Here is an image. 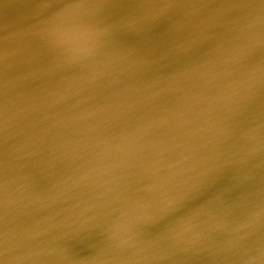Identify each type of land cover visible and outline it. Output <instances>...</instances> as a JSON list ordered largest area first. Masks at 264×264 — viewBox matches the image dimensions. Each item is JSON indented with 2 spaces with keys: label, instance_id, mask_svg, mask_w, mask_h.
Wrapping results in <instances>:
<instances>
[{
  "label": "water",
  "instance_id": "95a60500",
  "mask_svg": "<svg viewBox=\"0 0 264 264\" xmlns=\"http://www.w3.org/2000/svg\"><path fill=\"white\" fill-rule=\"evenodd\" d=\"M74 2L0 0V264H264V111L237 120L229 103L264 71L235 58L264 41V4L179 0L113 42L74 31L98 7ZM222 168L186 216L161 220ZM95 217L113 223L93 244L106 247L69 249Z\"/></svg>",
  "mask_w": 264,
  "mask_h": 264
},
{
  "label": "snow or ice",
  "instance_id": "6c2138e0",
  "mask_svg": "<svg viewBox=\"0 0 264 264\" xmlns=\"http://www.w3.org/2000/svg\"><path fill=\"white\" fill-rule=\"evenodd\" d=\"M98 5L94 13V22L84 29L74 31L87 32L89 36H94L102 30V34L109 40L116 42L122 37L139 38L144 37L153 28L164 22L173 13V9L179 0H156L159 5L155 10H147L152 0H93ZM264 4V0H260ZM72 8H80L81 3L70 0ZM126 5L117 10L114 6ZM261 22L264 25V8L261 10ZM61 45L70 43L69 40L58 41ZM257 53L259 55L257 56ZM176 55H185L183 50H174ZM238 63L249 65L258 62L260 68L264 70V41L254 46L237 49L235 54ZM259 101L262 111H264V71L258 82L249 84L248 90L243 94H237L229 103L236 111L234 117L243 120L248 117L247 105ZM228 176L226 168L218 169L201 183L187 189L179 199L175 201H165L159 206L161 220L178 221L188 214L189 207L203 198L215 185ZM264 184V177L261 178ZM160 220L153 223H159Z\"/></svg>",
  "mask_w": 264,
  "mask_h": 264
},
{
  "label": "bare ground",
  "instance_id": "6f19581e",
  "mask_svg": "<svg viewBox=\"0 0 264 264\" xmlns=\"http://www.w3.org/2000/svg\"><path fill=\"white\" fill-rule=\"evenodd\" d=\"M93 222L91 221H84L81 225V235L78 239L73 240L70 245L69 249L74 250L76 249L80 243H84L88 246L86 249L87 250H92V249H104L105 246H94V241L99 240L101 238L107 237L109 240V231L110 227L112 226V221L110 219H105L103 217H95L92 219ZM98 233L105 234L102 237H98ZM103 259L100 258L98 260H91L89 261L91 264H95L98 261H102ZM87 260H85V264H87Z\"/></svg>",
  "mask_w": 264,
  "mask_h": 264
}]
</instances>
